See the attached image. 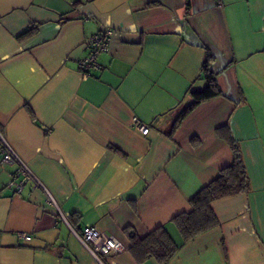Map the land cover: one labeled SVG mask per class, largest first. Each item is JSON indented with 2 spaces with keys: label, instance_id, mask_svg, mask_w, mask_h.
Returning <instances> with one entry per match:
<instances>
[{
  "label": "crops",
  "instance_id": "crops-1",
  "mask_svg": "<svg viewBox=\"0 0 264 264\" xmlns=\"http://www.w3.org/2000/svg\"><path fill=\"white\" fill-rule=\"evenodd\" d=\"M108 27L84 75L87 42ZM202 45L223 95L170 136L187 92L204 86ZM226 125L249 189L212 201L218 225L167 264H264V0H0V131L59 208L30 182L14 191L17 165L0 157V264H97L72 231L86 225L125 245L106 264H157L132 256L128 231L164 225L182 242L173 217L232 162L216 134Z\"/></svg>",
  "mask_w": 264,
  "mask_h": 264
},
{
  "label": "trees",
  "instance_id": "trees-1",
  "mask_svg": "<svg viewBox=\"0 0 264 264\" xmlns=\"http://www.w3.org/2000/svg\"><path fill=\"white\" fill-rule=\"evenodd\" d=\"M185 5L188 8L190 0H185ZM34 30L35 25L32 23L18 35V38L27 37ZM202 47L205 49V57L200 67L199 78L204 81V86L200 89H190L187 92V103L173 122L170 136L182 119L198 104L223 95L217 83V74L212 70L215 56L210 49L204 45ZM216 134L229 144L233 154L232 162L221 168L212 181L189 199V211L181 212L173 217L172 221L182 237L180 244L172 238L164 225L156 227L142 237L133 230L128 231L131 243L129 251L138 262L152 258L157 264H167L181 244L189 242L197 235L218 225V219L211 207L212 201L234 194L247 193L248 176L236 140L230 134L227 125L218 128Z\"/></svg>",
  "mask_w": 264,
  "mask_h": 264
},
{
  "label": "built area",
  "instance_id": "built-area-1",
  "mask_svg": "<svg viewBox=\"0 0 264 264\" xmlns=\"http://www.w3.org/2000/svg\"><path fill=\"white\" fill-rule=\"evenodd\" d=\"M112 28H105L98 33L92 35L87 42L89 54L79 60L78 66L84 75L89 74L91 70L99 68L96 57L108 50ZM132 125L143 135H147L149 127L142 123L137 117L132 119ZM0 157L2 161L7 163H15L17 165L13 181L11 182L14 191L20 193L24 186L30 182L33 188L42 190L46 197V201L52 207L58 208V204L41 179L32 171L29 165L16 153L13 147L5 139L0 131ZM62 219L65 217L61 214ZM74 235L87 248L89 253L97 264H106V258L126 249L125 245L113 234L101 231L93 225H86L79 231L72 229ZM24 238L30 239L29 235L23 234Z\"/></svg>",
  "mask_w": 264,
  "mask_h": 264
}]
</instances>
